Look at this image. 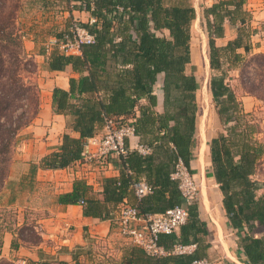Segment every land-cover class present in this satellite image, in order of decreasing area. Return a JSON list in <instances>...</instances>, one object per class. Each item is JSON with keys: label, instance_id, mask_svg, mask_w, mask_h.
<instances>
[{"label": "trees", "instance_id": "obj_1", "mask_svg": "<svg viewBox=\"0 0 264 264\" xmlns=\"http://www.w3.org/2000/svg\"><path fill=\"white\" fill-rule=\"evenodd\" d=\"M42 1L44 9L63 6L54 0ZM64 2L69 11H87L95 19L94 24L81 23L95 36V43L82 45L79 54L66 55L57 48L50 54L39 53L47 57L49 71H63L72 66L79 74V78L70 79L69 91L55 88L52 98L54 112L66 115L69 128L80 134L79 138L65 134L60 148L44 157L40 167L64 169L82 161L85 144L105 133L107 121L117 127L129 124L134 135L141 139V146L150 151L147 154L129 151L126 159L119 160L121 177L105 180V202H123L129 192L135 195L133 185L144 181L152 192L143 198L136 197L139 205L132 204L141 215H158L182 205L178 182L172 175L180 160L191 170L197 142L198 80L187 71L192 59L191 25L196 18L195 8L188 0ZM246 3L247 0H219L204 10L209 65L217 72L210 79V91L224 128L208 146L212 175L223 194V210L238 238L237 252L245 264H264V194H259L262 182L257 178L263 173L264 140L254 137L260 133L259 129L255 132L259 126L245 120L251 115L243 110L230 82V72L239 70L243 91L264 107V53H253V37L258 29L253 26V14ZM3 5L4 1L0 6ZM17 19L13 12L0 11V188L7 179L19 134L33 124L40 107L41 89L34 84L38 109L32 120L24 122L23 118L13 119L9 114L18 72L22 67L36 72V67L28 68L35 62L25 49L26 35L17 27ZM73 21L69 20L65 29L55 34L59 42L69 34ZM226 21L236 27V37L220 47L216 40L224 36ZM249 63L261 69L257 80L244 75ZM161 75L159 88L164 95V110L158 112L155 86ZM155 158L161 161L157 164ZM35 173L33 167L32 176ZM85 183L77 180L72 192L59 196V203L78 204L84 199L86 215L109 218V212L103 215L100 202L86 198L89 187ZM154 204L161 207H153ZM187 209L188 222L180 228L185 238L178 243L195 244V251L154 257L156 264H191L195 259L207 258L199 253L203 242L199 235L205 237L208 231L199 219L197 204ZM190 235L193 238L189 240ZM1 243L0 238V247ZM203 246V250L208 247ZM0 264L12 263L2 260Z\"/></svg>", "mask_w": 264, "mask_h": 264}, {"label": "crops", "instance_id": "obj_2", "mask_svg": "<svg viewBox=\"0 0 264 264\" xmlns=\"http://www.w3.org/2000/svg\"><path fill=\"white\" fill-rule=\"evenodd\" d=\"M54 1L63 4L61 8L66 19L65 27L71 19L81 23L91 22L92 16L89 12L75 9L69 11L64 7V0ZM246 8L253 14V25L261 28L264 24V0H247ZM224 27V36L216 40L220 47L226 46L236 37L234 25L226 21ZM262 33V36L257 34L253 37V53H264V31ZM25 49L28 54L38 59L39 65L46 64L47 57L36 51L33 34H26ZM239 52L244 53L243 50ZM230 76L233 86L238 80L239 70H233ZM71 78H79V74L74 72L72 66H67L63 71H49L44 65L39 74L41 97L38 116L33 124L20 132L18 145L11 155L7 179L0 188V211L7 212L12 209L18 212L12 222L7 223L2 219L5 224L1 225L2 229L0 227L2 242L0 261L8 260L15 264H26L31 261L49 264H156V258L124 238L113 221L121 204L139 205L134 193L129 192L121 203L104 200L105 180L121 177L120 161L107 159L86 162L83 159L64 169L52 170L40 167L44 157L60 148L65 134L75 138L80 137L78 132L69 128V118L53 110V90L61 88L69 91ZM162 81L161 75L155 86L158 112L164 110V95L159 88ZM237 96L240 97L238 94ZM239 100L242 102L243 110L250 112L257 99L243 92ZM196 140L191 170L195 174L201 173L205 168L211 174L207 185L201 184L200 200L196 203L199 219L208 231L205 237L199 235L200 240L203 241L199 253L215 261L216 264H245L237 252L238 238L229 227L223 210V194L212 175L209 153H206L204 160H200L198 152L201 153L202 147L199 137ZM140 142L141 139L135 135L129 138V150H139ZM208 142L206 141L207 152ZM154 161L158 164L161 160L155 158ZM33 167H36L34 176L31 174ZM257 178L262 182L259 191L261 195L264 194V173H259ZM77 180L86 182L89 187L86 198L100 202L103 215L109 212V218L86 215V206L79 203H59V196L72 192ZM182 204H184L183 199ZM152 206L161 207L156 204ZM31 234L36 235L38 239L33 240ZM184 238L180 229L174 235L162 236L160 244L167 252L162 257L169 256L168 252ZM191 238L193 237L190 235L189 240ZM203 244H207V249L203 250Z\"/></svg>", "mask_w": 264, "mask_h": 264}, {"label": "rangeland", "instance_id": "obj_3", "mask_svg": "<svg viewBox=\"0 0 264 264\" xmlns=\"http://www.w3.org/2000/svg\"><path fill=\"white\" fill-rule=\"evenodd\" d=\"M2 1H4V5L0 6V11H2L4 14L13 12L18 16L17 27L25 35L33 34L36 44V51L38 53H41L43 51L48 52L49 47H51L52 44L51 41L56 38L55 34L60 33L65 29L66 19L64 13L62 12V5H57L55 7L50 6L44 9L45 5L42 0H0V4ZM188 1L195 8L196 18L195 20H193L191 25L192 59L191 63L187 67V71L189 73L195 74L198 80V89L196 92V99L200 111L198 118V137L200 140V146L202 147L201 153L198 152V154L200 160H204L206 153H209V151L207 152L206 141L208 142L209 140L213 139L224 129L216 112V107L210 91V79L213 75L217 74V72H213L210 69V65L208 62V37L204 19V10L213 5L215 2H218L219 0ZM255 28L258 29V35L260 34L262 36V31H264V24L261 25V28ZM255 36H257V34L254 35V37ZM33 60L35 62V65L28 68L31 69L36 67V72L32 73L22 67L15 78V82L13 84V99L11 100L9 111V114L13 119L23 118L24 122L26 120L31 121L32 117L35 115L38 109L37 99L32 87L34 84H37L38 87H40L39 74L43 66L46 65L45 63L39 65L37 61L38 59H35L34 57ZM260 73V67L251 63L247 64V67L244 70V75L246 77H252L253 80H257V78H259L260 76ZM233 87L235 88L237 94L241 97L244 92L241 82L239 80L235 81L233 83ZM246 113H249V115L251 116L246 117L245 120H248L250 121V123H254L259 126L255 128V132L257 133V129H259L260 133H258L254 137L264 140V107L262 106V103L258 100H255V105L252 111ZM243 122L245 121H242V124ZM262 170L264 173V167L262 168ZM210 175V172L205 170V168H203L201 173L197 172L194 174L195 181L199 190V195L196 203H199L200 200L199 197L202 187L201 184L206 183L207 185V180ZM212 202L215 205L214 200H212ZM17 215L18 212H15L12 209H9L7 212L0 211V227L1 225L5 224L2 222V219L9 223L12 222ZM31 238L33 240L38 239V237L34 234L31 236ZM11 263L15 264L13 262Z\"/></svg>", "mask_w": 264, "mask_h": 264}, {"label": "built area", "instance_id": "obj_4", "mask_svg": "<svg viewBox=\"0 0 264 264\" xmlns=\"http://www.w3.org/2000/svg\"><path fill=\"white\" fill-rule=\"evenodd\" d=\"M95 19L91 20L94 24ZM49 51L57 48L60 52L70 55L79 54L82 45L95 43V36L81 22L74 20L69 28V34L60 42L55 38L51 41ZM134 136V129L131 125L117 127L113 122L107 121L105 133L100 137H94L87 141L84 146L83 159L86 162H94L107 159H126L129 154V147L126 141ZM91 149V151H89ZM139 151L147 154L148 148L140 147ZM172 178L178 182L184 204L168 209L158 215H141L137 209L128 203H124L117 212L114 224L120 234L132 244L143 248L146 253L153 257L166 255V250L160 244L162 235H171L177 232L182 226L187 224L189 213L187 206L196 203L199 190L195 181L194 174L180 160L176 166V171ZM133 189L136 197L143 198L152 192V188L144 181L135 183ZM82 206L86 205L84 199L79 201ZM196 245H183L177 243L168 252L170 255H185L195 251ZM26 264H49L42 261H31ZM191 264H216L209 258H198Z\"/></svg>", "mask_w": 264, "mask_h": 264}]
</instances>
